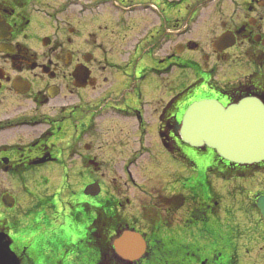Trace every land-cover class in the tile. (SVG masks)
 I'll return each mask as SVG.
<instances>
[{"label": "flooded vegetation", "instance_id": "obj_1", "mask_svg": "<svg viewBox=\"0 0 264 264\" xmlns=\"http://www.w3.org/2000/svg\"><path fill=\"white\" fill-rule=\"evenodd\" d=\"M167 14L184 17L159 27ZM134 60L140 78L118 81ZM177 69L187 87L149 90L150 73L165 85ZM206 99L264 108V0H0V264H237L217 187L264 175V161L233 164L175 134ZM58 171L81 184L66 204L43 193ZM67 208L74 229L58 239ZM125 232L141 236L136 258L115 246Z\"/></svg>", "mask_w": 264, "mask_h": 264}, {"label": "rangeland", "instance_id": "obj_2", "mask_svg": "<svg viewBox=\"0 0 264 264\" xmlns=\"http://www.w3.org/2000/svg\"><path fill=\"white\" fill-rule=\"evenodd\" d=\"M165 0H162L164 2ZM166 5L170 7H178L177 4H167ZM173 7V8H174ZM108 10H106L105 13H107ZM101 14V18H106L107 14ZM182 15H170L168 14L163 18L155 19V23L159 25H164L166 23V19L172 20L175 18H183ZM99 18V17H97ZM95 23V22H94ZM160 27V26H159ZM196 32V31H195ZM195 35V33H193ZM35 37L30 39V42H34ZM179 41L177 38L172 40V44L170 48L172 49L174 46L178 45ZM160 44V43H159ZM162 54L164 52H161ZM159 53V54H161ZM193 56V55H190ZM158 57L154 53L153 61L150 62L153 68L156 66ZM123 69L115 74V77L118 81H136L138 78H140V74L143 70L141 68V64L136 60L132 61L129 64H122ZM166 77L165 85L161 80L159 79L158 75L156 73H150L147 77V85L149 86V90L152 92H161L164 90V92L170 91V96L174 92L178 93L179 90H182L183 88L187 87V85L190 83V80L192 79V75L190 74V71H184V69H177L175 72L164 75V78ZM163 84V85H162ZM98 104V101H93L90 104V110L93 111L95 108V105ZM155 136L157 135V129L154 130ZM197 164L200 167L208 166L211 163V159L209 156L205 157H199L197 159ZM53 180V186L49 191H43L44 194L49 195L50 197L53 196L57 202H64L65 204L69 200L70 192L73 190V184H75V187H81V184H76L75 181L76 177L75 175H67L63 171L57 172L55 175L52 176ZM82 182V181H81ZM84 182V181H83ZM115 180L108 179L104 180V188L110 191V188L114 186ZM120 184V181H118ZM220 181H218L217 185H219ZM239 184L236 185H228V187L225 186H218L217 190L219 194L222 195V197L219 198L221 204H225L228 208V212L225 211L224 206L218 207L217 209V216L221 218V221L224 223L229 224L228 228L227 226H223V230H227L229 232L230 241L235 245V249L238 253V262L237 264H264L262 261V256L258 255L257 251L252 252L251 248L255 245L256 240H258V234H257V220L260 218V214L256 207H254V199L252 198V193L257 189H264V175L257 174L253 178L250 179H244L239 180ZM235 188V190L233 189ZM123 193H126L128 195H131V190L128 192L127 190H123ZM140 191H136V195H139L140 197ZM44 196V195H43ZM138 197V198H139ZM52 199V198H51ZM224 201H223V200ZM48 203H52V201H41L40 207L46 208ZM64 204V205H65ZM63 206V204H62ZM221 209V210H220ZM69 208L65 212L61 211V215H64V218H58L55 220V226L53 229L54 234L57 236V238H60V235L63 234V232L74 229V227L71 226L73 223V217H65L70 212L68 211ZM70 217V218H69ZM226 217H229L228 221L226 220ZM39 221V220H37ZM206 225L210 226V222ZM196 228L190 227L187 230L188 233H192ZM210 237H212L210 235ZM262 240H264V235L262 236ZM255 241V242H254Z\"/></svg>", "mask_w": 264, "mask_h": 264}, {"label": "water", "instance_id": "obj_3", "mask_svg": "<svg viewBox=\"0 0 264 264\" xmlns=\"http://www.w3.org/2000/svg\"><path fill=\"white\" fill-rule=\"evenodd\" d=\"M247 107V108H246ZM181 138L190 146H208L220 157L240 165H252L264 160V108L259 104L224 108L214 101L193 103L178 128ZM96 191L99 187H92ZM257 206L264 218V195ZM141 236L126 232L115 246L121 254L133 258L141 246Z\"/></svg>", "mask_w": 264, "mask_h": 264}, {"label": "trees", "instance_id": "obj_4", "mask_svg": "<svg viewBox=\"0 0 264 264\" xmlns=\"http://www.w3.org/2000/svg\"><path fill=\"white\" fill-rule=\"evenodd\" d=\"M204 154V153H203Z\"/></svg>", "mask_w": 264, "mask_h": 264}]
</instances>
